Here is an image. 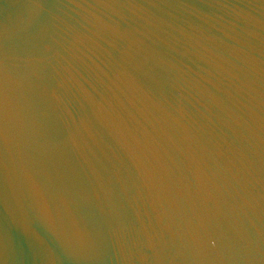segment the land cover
Instances as JSON below:
<instances>
[{"label":"water","instance_id":"water-1","mask_svg":"<svg viewBox=\"0 0 264 264\" xmlns=\"http://www.w3.org/2000/svg\"><path fill=\"white\" fill-rule=\"evenodd\" d=\"M0 264H264V0H0Z\"/></svg>","mask_w":264,"mask_h":264}]
</instances>
